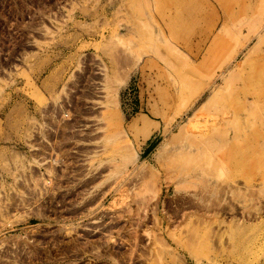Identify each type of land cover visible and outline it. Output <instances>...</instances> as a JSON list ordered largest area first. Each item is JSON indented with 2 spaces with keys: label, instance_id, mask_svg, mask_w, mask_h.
I'll use <instances>...</instances> for the list:
<instances>
[{
  "label": "rangeland",
  "instance_id": "374dc122",
  "mask_svg": "<svg viewBox=\"0 0 264 264\" xmlns=\"http://www.w3.org/2000/svg\"><path fill=\"white\" fill-rule=\"evenodd\" d=\"M246 54L227 158L160 166L177 88ZM0 264H264V0H0Z\"/></svg>",
  "mask_w": 264,
  "mask_h": 264
},
{
  "label": "bare ground",
  "instance_id": "6f19581e",
  "mask_svg": "<svg viewBox=\"0 0 264 264\" xmlns=\"http://www.w3.org/2000/svg\"><path fill=\"white\" fill-rule=\"evenodd\" d=\"M251 48L248 44L245 50L251 54L253 51ZM247 54L244 59L240 58L241 64L238 62L239 57L230 59V65L214 71L212 76L214 78H210V81L203 82L201 85L187 82L177 88V93H174L167 102L168 107L172 105V102L178 103L177 107L182 113L188 115L192 112L193 115L188 118L185 125L180 127L178 134L171 135L169 141L165 142L167 147L179 145L174 151L170 152L168 149L160 166L165 167L167 161L171 172H185L183 177L192 179L210 175L214 172L213 168L227 158L223 149L231 146L235 139L231 138L230 132H240L250 104H255L258 98L256 86L250 83L249 75L239 80L244 71L243 67L249 63V57L252 56L247 57ZM232 62L236 65L231 69ZM187 87H194L196 90L188 91ZM206 94L205 100L202 101ZM173 122L174 120L167 124V129L165 128L167 133L171 132ZM235 137L240 136L235 135ZM148 203L144 200L139 204L138 201L140 207H146Z\"/></svg>",
  "mask_w": 264,
  "mask_h": 264
},
{
  "label": "crops",
  "instance_id": "0c3cea01",
  "mask_svg": "<svg viewBox=\"0 0 264 264\" xmlns=\"http://www.w3.org/2000/svg\"><path fill=\"white\" fill-rule=\"evenodd\" d=\"M155 130V129H154Z\"/></svg>",
  "mask_w": 264,
  "mask_h": 264
}]
</instances>
